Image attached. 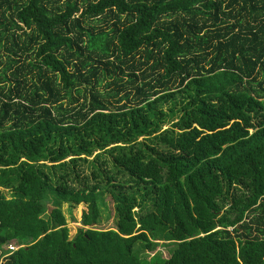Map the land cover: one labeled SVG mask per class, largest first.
<instances>
[{"label":"trees","instance_id":"1","mask_svg":"<svg viewBox=\"0 0 264 264\" xmlns=\"http://www.w3.org/2000/svg\"><path fill=\"white\" fill-rule=\"evenodd\" d=\"M64 203L83 204L72 238ZM2 246L3 264H264V0H0Z\"/></svg>","mask_w":264,"mask_h":264},{"label":"rangeland","instance_id":"2","mask_svg":"<svg viewBox=\"0 0 264 264\" xmlns=\"http://www.w3.org/2000/svg\"><path fill=\"white\" fill-rule=\"evenodd\" d=\"M179 100L180 99L178 97V99L176 101L177 104H179L178 102L181 101V100L180 101ZM169 106L170 105L167 103L163 107H164V109H167ZM175 120H176V117H174L173 121H175ZM168 121L169 122H166L163 125V129L167 128L170 125V122L172 120H168ZM96 153H98V151H95L90 157H88V159H92ZM86 166H87V163L85 164V168H86ZM3 190H4L3 192L5 193V195L7 197H10V193H9L10 191L7 190V189H3ZM101 200H102L103 204L106 205V206L101 211V218H100L99 223L97 225H94V226L96 228H98L99 230L100 229L101 230L115 229L117 218H116V211L114 209V204H113L114 202L111 200V197L109 196V194H105ZM82 208H83V204L74 205L73 207H70V206L68 207V203H64L62 205V212H63V214H64V216L66 218L67 227H68V230H69L68 231L69 238H72L74 236L75 232L77 231V227L81 226V224H80V216H81ZM48 209H50V208L49 207L47 208V211L49 212ZM162 242H164V239L160 240L159 244H163ZM4 248L5 247L2 246L0 250H3ZM170 249H171V247H168V245H159L156 248L155 251L146 252V254H147L148 257H150L153 254H155L156 252H159L162 257L166 258L170 254ZM6 257H7V253L0 254V264H3L5 262Z\"/></svg>","mask_w":264,"mask_h":264},{"label":"built area","instance_id":"3","mask_svg":"<svg viewBox=\"0 0 264 264\" xmlns=\"http://www.w3.org/2000/svg\"><path fill=\"white\" fill-rule=\"evenodd\" d=\"M7 247H8V250H10V251H13L16 249V247L12 244H8Z\"/></svg>","mask_w":264,"mask_h":264}]
</instances>
